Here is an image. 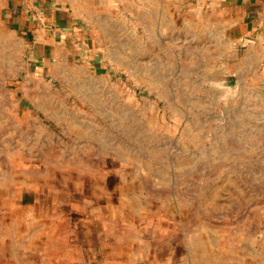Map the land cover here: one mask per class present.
<instances>
[{
	"label": "rangeland",
	"instance_id": "374dc122",
	"mask_svg": "<svg viewBox=\"0 0 264 264\" xmlns=\"http://www.w3.org/2000/svg\"><path fill=\"white\" fill-rule=\"evenodd\" d=\"M73 1L81 55L0 56L4 248L264 264V2Z\"/></svg>",
	"mask_w": 264,
	"mask_h": 264
},
{
	"label": "crops",
	"instance_id": "0c3cea01",
	"mask_svg": "<svg viewBox=\"0 0 264 264\" xmlns=\"http://www.w3.org/2000/svg\"><path fill=\"white\" fill-rule=\"evenodd\" d=\"M238 1L245 7L240 19L243 28L240 30L238 27L239 33L241 31V34H244L256 18V14H259L263 8L259 3L264 0ZM78 11H80V2L73 0H0V56L10 55L11 46L18 45L21 48V62L26 60L28 70H34L39 67L44 56L56 54L73 56L75 53L81 55V50H85V47L84 45L80 47L82 44L78 35L82 34L80 31L83 30V26L82 15ZM0 61L8 64L9 58H1ZM3 243L5 242L0 241V264L49 263L48 257L40 255L39 244H36V248L29 249L19 246L15 239L11 238L6 242L5 248ZM88 254L84 255L86 258L81 257L77 263L145 264L139 261L137 263L136 258H129L126 256L127 253L110 254L98 241ZM50 264L76 263L70 256H64L62 261L54 260Z\"/></svg>",
	"mask_w": 264,
	"mask_h": 264
}]
</instances>
